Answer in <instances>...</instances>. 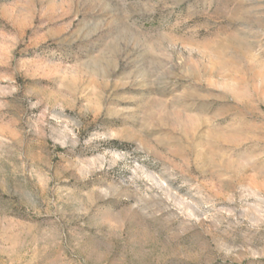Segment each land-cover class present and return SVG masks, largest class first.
I'll return each instance as SVG.
<instances>
[{
    "label": "rangeland",
    "instance_id": "1",
    "mask_svg": "<svg viewBox=\"0 0 264 264\" xmlns=\"http://www.w3.org/2000/svg\"><path fill=\"white\" fill-rule=\"evenodd\" d=\"M0 264H264V0H0Z\"/></svg>",
    "mask_w": 264,
    "mask_h": 264
}]
</instances>
